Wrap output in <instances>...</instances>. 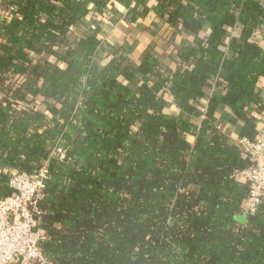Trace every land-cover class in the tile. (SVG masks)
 <instances>
[{
	"label": "trees",
	"instance_id": "trees-1",
	"mask_svg": "<svg viewBox=\"0 0 264 264\" xmlns=\"http://www.w3.org/2000/svg\"><path fill=\"white\" fill-rule=\"evenodd\" d=\"M0 11V200L14 172L48 162L49 260L264 264V202L246 216L249 185L234 178L252 159L219 126L230 110L236 138L258 134L264 0H1ZM103 20L145 27L140 64Z\"/></svg>",
	"mask_w": 264,
	"mask_h": 264
},
{
	"label": "built area",
	"instance_id": "built-area-1",
	"mask_svg": "<svg viewBox=\"0 0 264 264\" xmlns=\"http://www.w3.org/2000/svg\"><path fill=\"white\" fill-rule=\"evenodd\" d=\"M240 151L252 159V165L236 171L234 178L249 185L244 214L254 215L264 202V120L259 123L255 139L236 141ZM53 155L64 160V151L57 148ZM49 179L48 162L33 175L14 172L10 179L13 194L0 200V264H54L43 253L41 244L47 239L40 227L39 202L43 199Z\"/></svg>",
	"mask_w": 264,
	"mask_h": 264
},
{
	"label": "crops",
	"instance_id": "crops-1",
	"mask_svg": "<svg viewBox=\"0 0 264 264\" xmlns=\"http://www.w3.org/2000/svg\"><path fill=\"white\" fill-rule=\"evenodd\" d=\"M109 7L110 8L114 7L115 9L119 10L123 15L127 13V10L124 7H122L121 5H119L114 1L110 3ZM0 15H1V11H0ZM154 25L157 26V24ZM100 26L102 28L103 35L105 37H109L117 41H124L123 43L127 48L133 47V45H135L136 43L137 49L134 50L133 54L131 55V58L137 65L140 64L141 58L144 55L143 53L145 52L143 48L142 49L140 48V45L144 43V39H145V34H143L145 27L143 25H139L135 28H128L123 24L112 25L107 20H103L101 21ZM162 28L163 29L160 33L161 37L159 38V43L164 42L165 38L168 37L167 36L168 27L163 26ZM261 90H262V97L264 100V79L261 82ZM255 116L258 119L259 123L264 120V114L256 113ZM223 117L224 119L219 126L222 130L231 131V133L233 134L232 140L236 143V141L238 140V138H236L238 133L237 127H239L240 125H236L234 123V121L232 120V113L230 110H225L223 112Z\"/></svg>",
	"mask_w": 264,
	"mask_h": 264
},
{
	"label": "water",
	"instance_id": "water-1",
	"mask_svg": "<svg viewBox=\"0 0 264 264\" xmlns=\"http://www.w3.org/2000/svg\"><path fill=\"white\" fill-rule=\"evenodd\" d=\"M239 220H243V218H240Z\"/></svg>",
	"mask_w": 264,
	"mask_h": 264
}]
</instances>
